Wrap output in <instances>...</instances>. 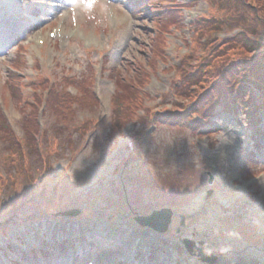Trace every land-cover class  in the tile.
<instances>
[{
	"label": "rangeland",
	"instance_id": "rangeland-1",
	"mask_svg": "<svg viewBox=\"0 0 264 264\" xmlns=\"http://www.w3.org/2000/svg\"><path fill=\"white\" fill-rule=\"evenodd\" d=\"M0 3V264H208L184 240L209 258L234 255L229 264L264 261V218L249 215L264 198V107L208 118L192 105L194 130L163 112L185 108L223 61L249 54L239 37L251 16L229 17L220 0ZM118 78L133 90L122 120ZM51 83L75 96L57 120L43 106ZM162 208L172 211L164 233L134 219Z\"/></svg>",
	"mask_w": 264,
	"mask_h": 264
},
{
	"label": "trees",
	"instance_id": "trees-1",
	"mask_svg": "<svg viewBox=\"0 0 264 264\" xmlns=\"http://www.w3.org/2000/svg\"><path fill=\"white\" fill-rule=\"evenodd\" d=\"M226 7L229 9V17H233L234 14L238 11L240 16H251L250 20L247 22H252L250 25H246L247 29L241 31L240 42L246 43L248 47L249 54L243 56L240 59H230L229 61H223L220 64L221 69H217L214 73L213 78L215 81H212L210 84L205 85L206 88L201 91V93L196 95V100L188 103L185 108H170L166 109L163 112H166L165 120H168L169 124L177 125L179 123V127H185L187 129H196L199 128L197 124V120L193 119V112L196 110H200L202 115L207 116L208 118L213 116L214 111L217 108L227 112H236L237 108H242L246 115L255 114L258 112L259 109L264 107L262 102L256 105L254 94L252 92V87H256L260 89V92L264 91V0H252L246 3L247 5H241L240 2L237 0H220ZM220 4V3H219ZM221 7H225L224 5L220 4ZM226 12V10L224 11ZM254 32V33H253ZM251 34V38L248 35ZM253 34V35H252ZM236 42V41H235ZM259 49H262L259 54L257 52ZM254 53V55H253ZM225 66H235V72L233 71L230 75L228 73V68L226 69ZM211 71L213 69H210ZM194 71H188V78H193ZM205 73V72H204ZM237 73V74H235ZM241 73L242 77L246 79L247 84L242 82V79L238 80L239 75ZM190 76V77H189ZM207 77H204L207 79ZM14 78H11V81ZM46 81V80H45ZM196 82L193 80L192 82ZM118 83V87L121 89L119 95L115 98L116 104L114 105L116 117L119 120L124 118H128L130 116V106H126L123 102L124 99L132 98V87L126 84V82L120 78L117 79L116 84ZM196 84V83H195ZM200 84L199 86L201 87ZM16 86V85H15ZM56 85L51 84L50 90L48 95H46L45 100L47 104V108L50 109L51 112L59 119L61 115V111L64 106L67 108L71 107L68 104L69 101L71 103H75L74 99L75 96H69V93L65 91L64 88L59 90H54ZM17 87V86H16ZM209 89V91L207 90ZM204 91H206L204 93ZM84 92L86 96V104H93L94 100L91 95ZM16 95V91H15ZM82 95V93H81ZM37 102L40 100V96H36ZM264 101V100H263ZM36 102V103H37ZM78 105V101H76V106ZM193 105V110L191 107ZM124 106V107H123ZM189 106V107H188ZM131 111V110H130ZM62 114V113H61ZM57 120V119H56ZM252 126H255L258 122V119L251 118ZM157 125L160 124V120H157ZM116 128L121 127V123L118 120L113 122ZM114 128V129H116ZM258 130L257 128H255ZM119 130V129H117ZM14 147V151L16 155H19L17 151L16 142L12 144Z\"/></svg>",
	"mask_w": 264,
	"mask_h": 264
},
{
	"label": "water",
	"instance_id": "water-1",
	"mask_svg": "<svg viewBox=\"0 0 264 264\" xmlns=\"http://www.w3.org/2000/svg\"><path fill=\"white\" fill-rule=\"evenodd\" d=\"M67 214H76V211H71ZM171 211L169 209H162L160 211H153L149 216H141L136 217V221L142 226H149L158 232L166 231L168 224L170 223ZM184 244L192 252V254L196 255L198 259H201L203 262L212 263L214 257H207V249L203 247L202 249H198L195 247L192 241L184 240Z\"/></svg>",
	"mask_w": 264,
	"mask_h": 264
},
{
	"label": "bare ground",
	"instance_id": "bare-ground-1",
	"mask_svg": "<svg viewBox=\"0 0 264 264\" xmlns=\"http://www.w3.org/2000/svg\"><path fill=\"white\" fill-rule=\"evenodd\" d=\"M11 2H12V0H10ZM0 7H3V5L0 3ZM14 7H12V9H13ZM228 195H226V197H227ZM229 199H230V201H238L240 198H239V196H236V194L235 195H229ZM263 200H264V198H263ZM261 201L260 202V205L258 204V208L256 209V211H253V212H250L249 213V215L251 216V217H253L252 216V214H261V217L262 218H264V214H262V211L264 210V201ZM236 206V205H235ZM206 225L208 226V228H199V230H200V232L202 233V234H206L205 232H203V231H209V230H211V227H210V224L208 223V222H206ZM200 233V234H201ZM101 256V255H100ZM98 260H100L99 258L98 259H96V262L98 261ZM98 263V262H97Z\"/></svg>",
	"mask_w": 264,
	"mask_h": 264
}]
</instances>
